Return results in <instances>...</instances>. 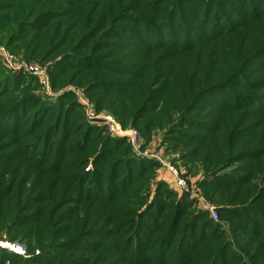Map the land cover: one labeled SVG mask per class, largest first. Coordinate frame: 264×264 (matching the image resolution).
<instances>
[{
	"label": "rangeland",
	"instance_id": "1",
	"mask_svg": "<svg viewBox=\"0 0 264 264\" xmlns=\"http://www.w3.org/2000/svg\"><path fill=\"white\" fill-rule=\"evenodd\" d=\"M0 264H264V0H0Z\"/></svg>",
	"mask_w": 264,
	"mask_h": 264
},
{
	"label": "built area",
	"instance_id": "2",
	"mask_svg": "<svg viewBox=\"0 0 264 264\" xmlns=\"http://www.w3.org/2000/svg\"><path fill=\"white\" fill-rule=\"evenodd\" d=\"M25 69L30 71V72H33L35 74H40V69L37 67V66H33V65H25ZM110 129L111 131H115V127L114 125H110ZM9 249H11L12 251H15V252H21L22 249L20 248V246H18L17 244H11L8 246Z\"/></svg>",
	"mask_w": 264,
	"mask_h": 264
}]
</instances>
